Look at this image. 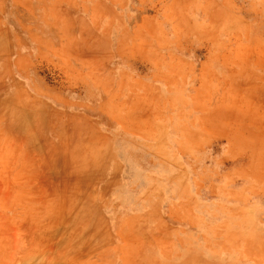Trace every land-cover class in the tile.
<instances>
[{
	"label": "rangeland",
	"instance_id": "1",
	"mask_svg": "<svg viewBox=\"0 0 264 264\" xmlns=\"http://www.w3.org/2000/svg\"><path fill=\"white\" fill-rule=\"evenodd\" d=\"M0 264H264V0H0Z\"/></svg>",
	"mask_w": 264,
	"mask_h": 264
}]
</instances>
